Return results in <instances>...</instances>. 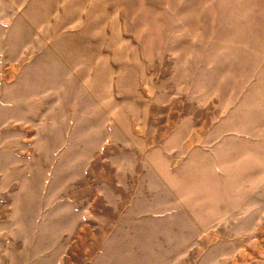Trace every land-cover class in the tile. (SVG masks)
Returning <instances> with one entry per match:
<instances>
[{
    "label": "rangeland",
    "instance_id": "rangeland-1",
    "mask_svg": "<svg viewBox=\"0 0 264 264\" xmlns=\"http://www.w3.org/2000/svg\"><path fill=\"white\" fill-rule=\"evenodd\" d=\"M0 264H264V0H0Z\"/></svg>",
    "mask_w": 264,
    "mask_h": 264
}]
</instances>
